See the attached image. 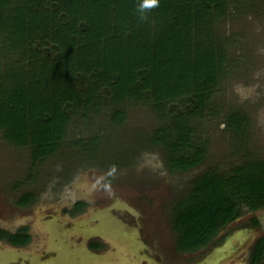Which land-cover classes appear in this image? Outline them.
I'll use <instances>...</instances> for the list:
<instances>
[{"label": "trees", "instance_id": "16d2710c", "mask_svg": "<svg viewBox=\"0 0 264 264\" xmlns=\"http://www.w3.org/2000/svg\"><path fill=\"white\" fill-rule=\"evenodd\" d=\"M238 1L0 0V50L14 60L0 70V131L40 160L62 146L76 113L147 101L168 123L157 142L171 170L198 167L205 149L193 148L188 118L201 117L219 91L228 58L213 24ZM227 125L243 145L246 116L231 115ZM245 160L226 173L205 171L176 201L179 252L208 248L243 210L264 209V160ZM10 241L25 245L29 237ZM248 263L264 264V239Z\"/></svg>", "mask_w": 264, "mask_h": 264}, {"label": "rangeland", "instance_id": "374dc122", "mask_svg": "<svg viewBox=\"0 0 264 264\" xmlns=\"http://www.w3.org/2000/svg\"><path fill=\"white\" fill-rule=\"evenodd\" d=\"M213 32L225 44L228 60L213 102L201 117L188 118L193 148L205 149L204 162L192 170H171L168 149L157 142L159 131L168 123L147 101L110 105L100 113L90 111L86 118L83 111L76 113L66 127L62 146L40 160H33L30 148L8 142L0 131V229L27 230L32 240L26 248L0 242V264H7L4 255L7 260L16 257L11 264L33 258L31 264H87L92 243L95 248L104 246L101 252L92 248V254L104 264H149L143 260V252L154 264H203L214 250L230 245L236 235L249 230L239 226L242 222L259 229L251 233L244 248L228 250L221 264H249L252 247L264 239V209L243 210L240 218L221 231L219 244L211 250L213 243L201 251L179 252L172 228L174 204L205 171L226 173L245 159L264 160V0L233 3L223 19L213 24ZM4 54L0 50V70L9 59ZM168 112L164 114L168 116ZM118 113L122 114L120 120L115 118ZM235 114L245 115L248 121L243 145L227 125ZM24 199L28 203L22 204ZM110 209L114 218L128 223V231H135V226L125 222L129 218L126 212L147 218L144 224L138 222L139 231L141 225L145 234L143 251L133 255L136 261L128 252L137 249L132 232L116 228L118 222L107 213L97 217L96 226L89 223L99 212ZM83 220L79 235L76 226ZM226 229H233L232 234L227 236ZM90 235L118 241L86 240ZM189 258L195 261L189 262Z\"/></svg>", "mask_w": 264, "mask_h": 264}, {"label": "flooded vegetation", "instance_id": "af4514ba", "mask_svg": "<svg viewBox=\"0 0 264 264\" xmlns=\"http://www.w3.org/2000/svg\"><path fill=\"white\" fill-rule=\"evenodd\" d=\"M105 213H107L108 215H109V219L111 220L112 218L115 220V221H117L118 222V227H116V228H118V229H120L121 231H123V232H125V233H130V232H132L131 234H133L135 237H136V251H137V253L138 252H142L141 251V247H142V245H144L143 244V234H145V230H144V227L143 226H141L140 225V227H142L143 229L141 230V231H139V228H138V222H139V220H142L141 219V217L139 218V217H136L137 215V213H135V212H131V213H128V212H126V214L129 216V218H127V219H125V222H127V220L131 223V224H133V226H135L134 228V230L135 231H133V230H131V231H128V230H130L129 228L130 227H127L126 225H128V223H123V222H120V221H118L117 219H119V217H117V218H114L115 217V215H114V217L111 215V209L110 210H105L104 212H99V214H97L95 217H93V220L91 221V220H89L90 222L89 223H91V225L92 226H96L98 223H95V221H96V219H97V217L99 216V215H104ZM113 214V213H112ZM124 214V213H123ZM125 218H126V216H125ZM136 219H138V220H136ZM146 217H144V220H142V222H143V224L144 223H146ZM60 221H62V223H63V225L65 226V221H63V220H60ZM85 220H83V221H81L80 223H78L77 224V226H76V233H78L79 235H82V234H80V229H78V226H81V225H83V222H84ZM60 223V222H59ZM237 223V222H236ZM80 224V225H79ZM136 224V225H135ZM129 226V225H128ZM230 225H228L227 227H225V228H228ZM239 226H241V227H246V228H249V229H259V228H257V226L256 225H250V226H247V223H245V222H242ZM2 231H4V234H6V235H2V236H0V242H2V243H5V244H7V246H12V247H16V248H26L28 245H30V243H31V236L28 234V231L27 230H25L24 232L25 233H23L21 230L22 229H19V230H17V231H9V230H4V229H1ZM236 230H239V227H237V229ZM228 231V232H227ZM225 232H227L228 233V235L227 236H229V235H231L232 234V232H233V229H226L225 230ZM23 234H25V235H27V236H30V239H29V241L27 242V244H25V245H19V244H16V243H12L11 241H10V239L12 238L13 239V236L14 237H17V236H20V235H23ZM221 234H223L222 232H220L218 235H217V237L214 239V241H213V244L209 247V250H211V249H213V247L214 246H216V245H218L219 243H218V240H219V237H220V235ZM7 235H11L12 237H9V236H7ZM56 236H59V234H57ZM96 238V239H95ZM83 239V238H82ZM86 240H97V239H100V240H102V239H104V240H108V241H112L113 239H110V236H107V237H105L104 235H103V237L102 236H99V235H90V236H86V238H85ZM84 240V239H83ZM260 240V239H259ZM59 241V240H58ZM61 241V240H60ZM118 240H116V241H112V242H117ZM147 241H149L148 239H147ZM151 241L153 242V239H151ZM222 242V241H221ZM220 242V243H221ZM56 243H58V242H56ZM55 243V244H56ZM256 243V242H255ZM95 243H92V245L91 246H89V248H88V252L89 253H93L94 251H92L93 249H98L99 250V252H101L102 250V248L104 247V246H98L97 245V247L95 248L93 245H94ZM138 247L140 248V249H138ZM93 248V249H92ZM208 249V248H207ZM5 252H7L6 254H12V253H10V252H8V251H5ZM116 253V252H115ZM139 254V253H138ZM195 254V253H194ZM140 255L142 256V254L140 253ZM198 255L199 256H202L203 255V252H198ZM205 255V254H204ZM29 257V256H28ZM15 256H14V259L12 260V259H10V260H7V258L6 257H4L3 259H5L6 260V263L7 264H11L12 263V261H14L15 260ZM27 258V257H26ZM152 258V257H151ZM36 258H33V259H24V260H22V263H24V264H31L32 263V261L33 260H35ZM153 259V258H152ZM189 260V262H192V261H195V259L193 258V259H191V258H189L188 259ZM187 260V261H188ZM153 262H154V259L152 260ZM172 261V260H171ZM14 263V262H13ZM165 264H172V263H168V262H164Z\"/></svg>", "mask_w": 264, "mask_h": 264}, {"label": "water", "instance_id": "95a60500", "mask_svg": "<svg viewBox=\"0 0 264 264\" xmlns=\"http://www.w3.org/2000/svg\"><path fill=\"white\" fill-rule=\"evenodd\" d=\"M256 230L257 229H249V230L245 231L244 233H242L243 235H241V234L239 236L236 235L235 238L233 239V241L230 242V245L228 244L227 246L219 247L216 250H214L213 251L214 253L210 254L211 256H209V258H207V260H205V262L203 264H221L228 257L226 255V252H228V250H230L231 248L234 250H235V248H236V250H238L239 248H244L245 245H247V242H249L248 240L251 239L252 234L255 233ZM235 244H237V245H235ZM143 249H144V246H143ZM128 252L133 257L136 250L128 249ZM90 256H91V259L89 262H87V264H104L101 261V258H99L98 256H95L92 253H90ZM4 257L7 258L6 255H4ZM96 258H98V259H96ZM133 259L136 261V259L134 257H133ZM143 260L145 262L146 261L149 262V264H154V262L152 261V258L144 252H143ZM130 261H131V259H130ZM122 263H125V262L123 261Z\"/></svg>", "mask_w": 264, "mask_h": 264}, {"label": "clouds", "instance_id": "9594fccd", "mask_svg": "<svg viewBox=\"0 0 264 264\" xmlns=\"http://www.w3.org/2000/svg\"><path fill=\"white\" fill-rule=\"evenodd\" d=\"M151 4H152V6H156L158 4V0H154V2H153V0H151ZM144 6L145 5H141V8L143 9Z\"/></svg>", "mask_w": 264, "mask_h": 264}, {"label": "snow or ice", "instance_id": "6c2138e0", "mask_svg": "<svg viewBox=\"0 0 264 264\" xmlns=\"http://www.w3.org/2000/svg\"><path fill=\"white\" fill-rule=\"evenodd\" d=\"M153 2H154V0H153Z\"/></svg>", "mask_w": 264, "mask_h": 264}]
</instances>
